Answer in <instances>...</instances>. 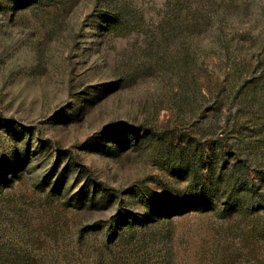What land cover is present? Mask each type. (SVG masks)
Here are the masks:
<instances>
[{
	"label": "rangeland",
	"instance_id": "374dc122",
	"mask_svg": "<svg viewBox=\"0 0 264 264\" xmlns=\"http://www.w3.org/2000/svg\"><path fill=\"white\" fill-rule=\"evenodd\" d=\"M0 264H264V0H0Z\"/></svg>",
	"mask_w": 264,
	"mask_h": 264
},
{
	"label": "trees",
	"instance_id": "16d2710c",
	"mask_svg": "<svg viewBox=\"0 0 264 264\" xmlns=\"http://www.w3.org/2000/svg\"><path fill=\"white\" fill-rule=\"evenodd\" d=\"M203 152H204V149L201 148L199 155L203 156ZM181 161H184V160L181 158L179 162L181 163ZM242 176H243L242 177V188H241L242 191H245L248 193H253V189H252V186L250 185V181H249L250 174L248 173V171L245 170L243 172ZM189 187L194 188L195 191H199V190L206 191L207 190L208 187L204 183V177L201 174L199 169L194 170L193 175H192V181H191ZM201 202H202L201 197L195 196L190 201H188L186 203H180L179 204L180 207L175 211L176 212L175 214L180 215V214L188 213L190 211H196V210L205 211V210L213 209L212 205H208V207H207L208 209L201 207V206H203V205H200V204H202ZM119 220H121V218H119Z\"/></svg>",
	"mask_w": 264,
	"mask_h": 264
}]
</instances>
